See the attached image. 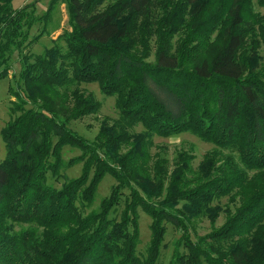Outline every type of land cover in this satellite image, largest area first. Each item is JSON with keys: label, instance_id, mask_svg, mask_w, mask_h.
Returning <instances> with one entry per match:
<instances>
[{"label": "trees", "instance_id": "trees-1", "mask_svg": "<svg viewBox=\"0 0 264 264\" xmlns=\"http://www.w3.org/2000/svg\"><path fill=\"white\" fill-rule=\"evenodd\" d=\"M14 1L0 0V80L16 53L22 66L2 130L0 264H157L167 224L182 233L170 264H264V0H67L70 29L38 55L23 51L56 0L44 16ZM88 84L119 110L93 142L70 127L101 110ZM183 133L215 147L198 167L188 151L172 165L152 154L155 137ZM65 147L84 166L57 189ZM107 175L117 185L88 212ZM224 198V225L196 236ZM139 209L152 220L145 256Z\"/></svg>", "mask_w": 264, "mask_h": 264}, {"label": "rangeland", "instance_id": "rangeland-1", "mask_svg": "<svg viewBox=\"0 0 264 264\" xmlns=\"http://www.w3.org/2000/svg\"><path fill=\"white\" fill-rule=\"evenodd\" d=\"M55 0H15L13 6L15 9L20 10L28 5H36L37 14L44 16L52 3ZM67 0H56L53 10L51 12V18L49 24H38L32 31V36H38L34 42H32L23 52L27 54L38 55L44 52V50L53 45V41L57 39L64 31L70 29V13L67 6ZM113 0H107L106 5ZM256 12L264 14V8L259 7L256 2L254 3ZM41 37V38H40ZM40 38V39H39ZM264 55V52L262 53ZM14 65L12 71H10L6 79L0 80V160L6 158L5 143L2 138V130L6 124L13 119L17 114L13 112V106L17 99L15 92L18 91L19 85L16 83L22 71L21 63L19 62V55H14ZM153 59V58H152ZM11 90H10V89ZM81 89L88 95L93 94L95 99L101 103L102 107L99 113L85 117L81 120L73 121L70 127L73 131L77 132L80 136L87 139L90 142L95 141L101 125L107 121L119 118V110L116 104V97L105 96L99 88L98 84L82 85ZM138 132L143 130L142 126L137 127ZM155 146L152 149V154H159L161 157L167 159L172 165L178 154L182 151H188L194 157L193 166L198 167L202 162L205 155L214 150V145L207 143L200 138L190 134L183 133L178 136H172L168 138L155 137ZM82 151L79 148L65 147L63 150V163L62 176L53 177L49 174L48 182L50 185L57 189H61L65 180H71L81 175L83 169V162L73 161L75 158L80 157ZM117 185L116 180L107 175L99 186L96 200L93 206L88 212L96 211L99 209L101 201L109 197L113 188ZM125 195L129 194L128 190L124 191ZM125 197L122 198L121 204L112 213L111 217L120 218V214L123 211V203ZM222 208L220 216L214 223L207 218H203L195 224V235L204 236L215 229L221 228L227 218L226 209L229 206V200L227 198L222 199L220 202H215ZM178 207H181L179 204ZM232 209V205L230 206ZM151 218L142 210L139 209V229H140V243L138 246V253L141 256L146 255V250L151 238ZM18 227L17 230H20ZM24 230L32 229L31 226H22ZM182 233L172 224H167V233L165 236L164 246L161 249V256L157 264H170L175 253L176 245L181 237ZM178 251L185 252V248L181 247Z\"/></svg>", "mask_w": 264, "mask_h": 264}]
</instances>
